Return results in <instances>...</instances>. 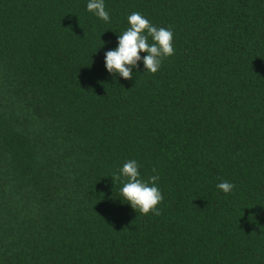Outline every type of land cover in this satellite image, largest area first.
Masks as SVG:
<instances>
[{"label": "trees", "instance_id": "1", "mask_svg": "<svg viewBox=\"0 0 264 264\" xmlns=\"http://www.w3.org/2000/svg\"><path fill=\"white\" fill-rule=\"evenodd\" d=\"M86 4L0 0V264H264V0ZM132 12L175 53L124 79ZM129 159L158 215L120 197Z\"/></svg>", "mask_w": 264, "mask_h": 264}, {"label": "clouds", "instance_id": "2", "mask_svg": "<svg viewBox=\"0 0 264 264\" xmlns=\"http://www.w3.org/2000/svg\"><path fill=\"white\" fill-rule=\"evenodd\" d=\"M86 9L98 19L110 23L111 18L105 0H87ZM127 24L128 27L117 37L116 47L104 54L106 71L124 79H132L133 69H138L142 63L144 72L155 74L162 61L175 53L172 29L152 24L140 12L129 14ZM141 53L146 55L141 56ZM139 169L140 165L135 159L126 160L112 180L121 181L119 195L136 212L143 214L152 212L158 215L157 205L163 200L158 187L160 177L153 175L144 180ZM216 187L228 194L235 185L225 180Z\"/></svg>", "mask_w": 264, "mask_h": 264}]
</instances>
